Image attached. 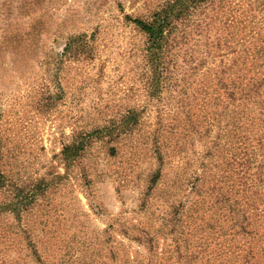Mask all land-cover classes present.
Returning <instances> with one entry per match:
<instances>
[{"label": "rangeland", "instance_id": "374dc122", "mask_svg": "<svg viewBox=\"0 0 264 264\" xmlns=\"http://www.w3.org/2000/svg\"><path fill=\"white\" fill-rule=\"evenodd\" d=\"M167 1L0 0L1 164L24 188L40 183L19 220L0 222V264H264L263 217L244 219L264 206L261 178L252 200L245 190L260 149L249 164L229 116L212 120L218 105L202 110L199 94H150L145 36L125 15ZM233 1H259L243 18L264 39V0ZM81 32L94 55L71 60L63 45ZM130 109L137 122L66 166L65 145ZM158 134L168 157L151 185Z\"/></svg>", "mask_w": 264, "mask_h": 264}, {"label": "trees", "instance_id": "16d2710c", "mask_svg": "<svg viewBox=\"0 0 264 264\" xmlns=\"http://www.w3.org/2000/svg\"><path fill=\"white\" fill-rule=\"evenodd\" d=\"M249 4L258 8L259 1L168 0L147 18L125 15V19L145 36L143 59L151 95H158L163 88L176 90L174 86H179L183 100L199 94L202 110L207 105H218L212 120L219 123L222 117L229 116L237 147L243 149L249 164L253 161L251 155L260 149L262 166H258L256 177L250 179L245 189L247 198L252 200L260 178L264 188V39L259 38L257 28L245 31L243 16ZM92 37L85 32L69 36L62 54L71 60L93 57ZM222 47L226 51L217 53ZM130 122H137L135 109L95 125L63 147L62 160L66 166L71 165L92 138L120 136ZM187 123H192L190 117ZM187 131L190 133V129ZM157 137L160 139V135L156 136L154 147L158 167L151 176V185H156L162 176L168 157L167 145ZM1 150L0 145V191L6 196L0 201V222L10 217L19 220L36 200L40 183L24 188L12 182L2 168ZM194 185L190 188L194 189ZM259 196L264 201V193ZM252 212L244 217L247 222L256 214L264 221V206L259 213Z\"/></svg>", "mask_w": 264, "mask_h": 264}]
</instances>
